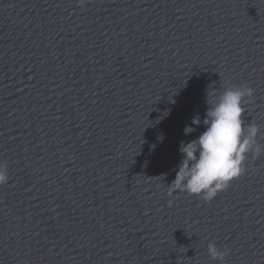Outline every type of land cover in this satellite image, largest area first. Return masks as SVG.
<instances>
[{"label": "water", "instance_id": "1", "mask_svg": "<svg viewBox=\"0 0 264 264\" xmlns=\"http://www.w3.org/2000/svg\"><path fill=\"white\" fill-rule=\"evenodd\" d=\"M241 84L264 132V0H0V264H264V155L210 203L171 184Z\"/></svg>", "mask_w": 264, "mask_h": 264}, {"label": "clouds", "instance_id": "2", "mask_svg": "<svg viewBox=\"0 0 264 264\" xmlns=\"http://www.w3.org/2000/svg\"><path fill=\"white\" fill-rule=\"evenodd\" d=\"M76 3L84 8L90 0H76ZM206 91L208 108L203 121L198 115L191 120V125L203 123L205 130L197 138L180 143L182 158L171 184L177 190L200 195L210 203L218 191L226 190L233 180L247 172L245 162L249 154L252 159L264 155V144L260 143L264 132L255 122L243 118V105L254 100V88L247 84L228 86L218 96L216 91ZM191 125L184 127L185 135L195 130ZM8 180V162L0 160V185ZM206 252L219 264H225L226 257L231 255L230 249L220 250L214 241L207 243Z\"/></svg>", "mask_w": 264, "mask_h": 264}, {"label": "snow or ice", "instance_id": "3", "mask_svg": "<svg viewBox=\"0 0 264 264\" xmlns=\"http://www.w3.org/2000/svg\"><path fill=\"white\" fill-rule=\"evenodd\" d=\"M242 176H243V175H242ZM242 176H240V177H238L237 179L233 180V183L239 181V180L241 179ZM227 190H228V189H226L225 191H227Z\"/></svg>", "mask_w": 264, "mask_h": 264}]
</instances>
